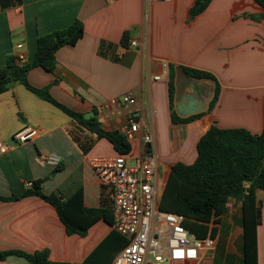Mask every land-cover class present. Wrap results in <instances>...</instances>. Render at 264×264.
<instances>
[{"label": "crops", "instance_id": "obj_1", "mask_svg": "<svg viewBox=\"0 0 264 264\" xmlns=\"http://www.w3.org/2000/svg\"><path fill=\"white\" fill-rule=\"evenodd\" d=\"M196 0H22V5L0 11V71L19 51L34 60L40 36L67 28L76 20L85 35L77 45L57 54L54 73L38 67L28 74L29 84L48 88L69 109L93 115L106 131H120L128 118L141 126L131 141L132 155L140 156L142 135L155 139L159 180L163 191L177 163L191 165L198 158L197 145L207 131L243 128L252 134L264 129V10L253 0H213L209 8L191 19ZM130 33V47L121 44ZM137 46H132V42ZM18 63V61H17ZM20 64V63H18ZM171 67H188L213 74L221 86L220 100L210 104L215 83L192 78L204 111L185 117L177 113L176 93L171 105ZM182 70V69H181ZM131 92L135 104L111 105V100ZM188 90L186 93L190 94ZM200 115L194 121L174 123ZM32 127L39 136L30 142L14 140L17 132ZM0 141L9 150L0 155V197L20 196L44 180L42 191L63 200L82 193L91 209H110L107 190L91 163L95 158L115 157L112 144L81 127L52 103L20 83L0 94ZM57 156V165L41 158ZM261 210L257 230L258 264H264V189L256 192ZM216 248L200 264H244L242 203L230 200L216 224ZM100 220L87 236L68 235L56 209L37 196L0 201V252L50 251V260L81 264L113 231ZM0 264H30L9 256Z\"/></svg>", "mask_w": 264, "mask_h": 264}, {"label": "trees", "instance_id": "obj_2", "mask_svg": "<svg viewBox=\"0 0 264 264\" xmlns=\"http://www.w3.org/2000/svg\"><path fill=\"white\" fill-rule=\"evenodd\" d=\"M264 10V0H253ZM213 0H196L190 10L194 19L203 14ZM22 0H0V11L16 8ZM255 21H263L264 14L259 16L245 15ZM85 35L84 24L76 20L67 28L40 36L37 41V52L31 62L18 64L15 57H10L0 71V94L7 92L14 83H20L42 99L60 108L81 127L97 135L99 139L108 140L116 156L132 154L131 142L120 131L104 130L93 115L73 111L52 97L49 89H37L28 82L31 70L41 67L54 73L57 68V52L65 46H75ZM130 33L126 32L121 44L130 47ZM189 77L197 80H211L215 83L210 111L217 106L221 96V86L217 78L206 71L181 67ZM176 71L171 67L169 93L171 105L175 98ZM174 123L194 121L200 115L189 119H180L172 115ZM198 158L195 163L186 165L177 163L171 170L161 198V209L176 213L185 218L184 226L198 238L215 237L218 218L225 213L230 200L242 203V227L244 237V264H258L257 230L261 223V210L257 203L256 192L264 189V129L261 134H252L243 128L222 129L213 125L202 136L198 145ZM44 180L33 182L32 188L20 196L2 198L0 201H14L29 196H37L55 207L67 234L85 237L89 229L100 220L113 226V212L110 209H91L84 205L82 193L70 199L42 191ZM127 240L113 230L81 264H113L117 254L127 246ZM19 256L30 264H69L50 260V251L41 250L34 253L0 252V260L9 256Z\"/></svg>", "mask_w": 264, "mask_h": 264}, {"label": "built area", "instance_id": "obj_3", "mask_svg": "<svg viewBox=\"0 0 264 264\" xmlns=\"http://www.w3.org/2000/svg\"><path fill=\"white\" fill-rule=\"evenodd\" d=\"M131 45L137 46V42ZM16 49L19 51L16 55L18 63H27L22 53L24 45L18 44ZM110 103L133 105L136 101L129 92ZM120 132L128 141H134L141 135L140 123L130 117ZM38 136L37 129L27 127L17 132L14 140L26 143ZM142 144L141 154L133 166L128 163L132 154L95 158L91 163L100 184L108 192L113 229L128 242L113 264H200L202 257L215 251L216 239L211 236L198 238L184 226L183 216L161 209L163 185L159 180V157L153 135L143 134ZM9 148L0 141V155ZM40 161L57 165L60 160L57 156H49Z\"/></svg>", "mask_w": 264, "mask_h": 264}, {"label": "water", "instance_id": "obj_4", "mask_svg": "<svg viewBox=\"0 0 264 264\" xmlns=\"http://www.w3.org/2000/svg\"><path fill=\"white\" fill-rule=\"evenodd\" d=\"M176 81V100L178 102L177 113L185 117L190 114H199L204 111L200 94L197 90L195 81L185 74L181 69L177 71ZM191 90L190 94L186 92Z\"/></svg>", "mask_w": 264, "mask_h": 264}, {"label": "rangeland", "instance_id": "obj_5", "mask_svg": "<svg viewBox=\"0 0 264 264\" xmlns=\"http://www.w3.org/2000/svg\"><path fill=\"white\" fill-rule=\"evenodd\" d=\"M46 89H48V88H46ZM135 159H136V157L134 155H131V157L128 158V163L130 166H133L135 164Z\"/></svg>", "mask_w": 264, "mask_h": 264}]
</instances>
